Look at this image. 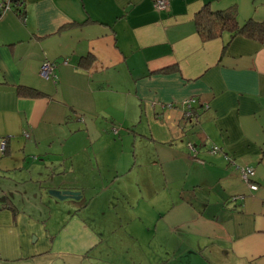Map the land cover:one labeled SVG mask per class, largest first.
<instances>
[{"label":"crops","instance_id":"crops-1","mask_svg":"<svg viewBox=\"0 0 264 264\" xmlns=\"http://www.w3.org/2000/svg\"><path fill=\"white\" fill-rule=\"evenodd\" d=\"M168 1L0 9V264H264V41L195 22L206 5L262 21L264 0ZM157 187L166 203L137 209Z\"/></svg>","mask_w":264,"mask_h":264},{"label":"trees","instance_id":"trees-1","mask_svg":"<svg viewBox=\"0 0 264 264\" xmlns=\"http://www.w3.org/2000/svg\"><path fill=\"white\" fill-rule=\"evenodd\" d=\"M195 22L204 39L216 38L219 37L223 31H229L231 37L243 34L264 41V20L258 21L255 19H248L243 24H240L237 19V10L235 8L213 10L206 5L200 10L198 15H196ZM19 88L24 94L42 93L40 90L30 86H20ZM188 120L192 122V125H195L193 116L191 117V115H189ZM189 142L191 141H188V147ZM192 144L196 147L195 142ZM190 151L192 152L191 149Z\"/></svg>","mask_w":264,"mask_h":264},{"label":"built area","instance_id":"built-area-1","mask_svg":"<svg viewBox=\"0 0 264 264\" xmlns=\"http://www.w3.org/2000/svg\"><path fill=\"white\" fill-rule=\"evenodd\" d=\"M20 4H21V0H1L0 9L1 11L4 12L16 6L19 8L21 7ZM154 4L157 9H167L169 5V1L168 0H155ZM64 62L66 63L67 61L64 60ZM56 67H57L56 61L46 59L41 64L40 75L47 79L56 78L57 77ZM195 101H196L195 97H190L183 102L187 117H189L190 113H192L190 109L193 108V104L195 103ZM114 130L117 131L115 128ZM26 135L28 136L29 134L26 133ZM6 146H7V137L3 138L2 140V143H1L2 151L6 150ZM189 148L192 150V153H194V158L198 159L196 147L191 142H189ZM211 149L214 151H217L219 150V146L212 145ZM238 168H239V172L243 180L248 184V187L251 188L252 190L258 189V183H256V181L254 180L255 169L252 166H242V165H238ZM233 198H243V195L241 194L234 195Z\"/></svg>","mask_w":264,"mask_h":264},{"label":"rangeland","instance_id":"rangeland-1","mask_svg":"<svg viewBox=\"0 0 264 264\" xmlns=\"http://www.w3.org/2000/svg\"><path fill=\"white\" fill-rule=\"evenodd\" d=\"M112 127H117V128L119 127V128H121L120 125H114ZM189 136H190V134L187 135V136H185V137L183 136L182 137L183 138V141H185L186 143H188L189 140L187 141V138H189ZM190 141L192 143H194L193 140H190ZM212 145L213 144H211V146ZM142 150H145V149H142ZM149 152H150V150H146V154L147 155L149 154ZM192 154L194 155V153H192ZM114 186H115V184H114ZM128 188H130V187H128ZM129 196H130V194H129ZM129 198H131V196ZM166 198H167V196L162 194L161 187H157L154 191L147 192L146 196L140 200L142 204L140 206H138L137 209H139L140 211H144L145 212L146 210H148V205H152V206H156V207L160 208L159 206H162V205H164L166 203ZM125 200H127L128 202H131V201H129V199L127 197H125V199L124 198L121 199V205L128 207V205L125 202ZM138 200L139 199L135 198V204H136V202ZM185 210H188V209L185 208ZM148 212H149L148 216H150L151 210H149ZM171 215L172 214H170V216ZM102 249H105V247H100L98 251H101ZM210 252H211V249H210L209 246L206 247V248H203V250H202L204 259L208 260L209 263H210L209 260H210V256L211 255L209 256L208 254H210ZM126 254H128V253H126ZM123 260H126L128 263H131V261L129 260V258H128L127 255L124 256V259ZM154 264H157V263H154Z\"/></svg>","mask_w":264,"mask_h":264},{"label":"water","instance_id":"water-1","mask_svg":"<svg viewBox=\"0 0 264 264\" xmlns=\"http://www.w3.org/2000/svg\"><path fill=\"white\" fill-rule=\"evenodd\" d=\"M50 192L59 199H66V198L77 199L80 197L79 191H74L70 189H51Z\"/></svg>","mask_w":264,"mask_h":264}]
</instances>
